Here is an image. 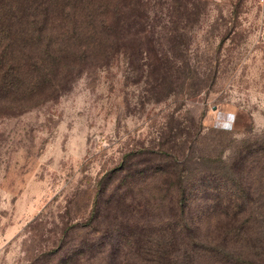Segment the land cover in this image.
<instances>
[{"label":"rangeland","instance_id":"1","mask_svg":"<svg viewBox=\"0 0 264 264\" xmlns=\"http://www.w3.org/2000/svg\"><path fill=\"white\" fill-rule=\"evenodd\" d=\"M143 2L150 7L148 22L160 39L147 36L148 41L142 34L141 45L147 48L143 54L162 49L172 65L187 64L198 71L206 87L156 101L146 94V84L153 78L168 81V73L149 75L145 69L142 75L130 69L120 53L109 60L108 69L96 62L99 68L83 71L56 99L0 117V264H30L41 251L57 250L72 238L81 241L85 231L75 232L73 226L90 223L97 181L122 161L143 181L129 190L150 204L160 198L168 204L177 191V184L168 186V178H180L193 201L184 223L209 243L223 235L216 230L218 217L225 224L220 209L232 207L228 194L234 187L231 181L222 182L216 194L209 191L210 198L203 201L199 197L206 181L199 179L218 166L221 176L231 177L228 167L239 156L252 163L264 161V0H188L182 19L186 29L176 27L174 43L167 41L175 29L174 1ZM160 10L157 21L154 15ZM174 45L175 51L170 50ZM147 55L140 61L143 68L145 61L151 64ZM163 65L168 66V57ZM248 144L252 147L246 150ZM136 161L144 162L135 167ZM116 175L110 189L120 179L121 174ZM242 175L252 199L242 205L252 213V246L241 249L229 243L227 250L213 254L195 249L193 264H227L226 256L264 264V167L253 165ZM239 192L238 205L246 194ZM111 194L115 204L117 190L104 201L112 199ZM165 213L159 206L148 208L155 222L150 228L164 227L159 217ZM110 214L115 216L113 210ZM97 233L92 237L102 231ZM177 244L180 251L171 255L173 262L182 254ZM98 260L91 264H103ZM133 261L139 263L136 256Z\"/></svg>","mask_w":264,"mask_h":264},{"label":"trees","instance_id":"2","mask_svg":"<svg viewBox=\"0 0 264 264\" xmlns=\"http://www.w3.org/2000/svg\"><path fill=\"white\" fill-rule=\"evenodd\" d=\"M173 1L172 10L176 13L171 22L175 29L171 32L173 36L168 33V43H174L177 26L179 30L186 29L182 19L188 0ZM149 11L150 7L143 0H0V117H10L56 99L83 71L99 68L98 63L108 69L109 60L120 53L133 66L130 69L142 75L146 70L149 75L161 77L168 73V81L153 78L146 84V94L155 97L156 101L167 95L194 94L206 87L198 71L187 64L172 65L169 53L167 56L162 49H149L143 54L147 48L141 45L142 34L148 41L149 37L160 41L159 36L155 37V27L148 22ZM159 12V15H154L157 21L162 18V11ZM174 48L175 45L169 49L175 51ZM146 55L151 64L147 60L146 68H143L140 61ZM167 57L168 66H165L163 63ZM138 63L139 66H136ZM260 146L264 148L262 141ZM251 147L248 144L245 149ZM143 162L136 161L133 165L137 167ZM253 165L264 167V161L252 163L246 161V156H239L228 167L231 177L226 174L221 176L218 171L222 167L218 166L212 169L211 174L199 179L206 181L204 192L199 197L203 201L210 198L207 196L209 191L216 194L222 182L225 185L231 181L234 187L233 192L228 194L232 207L220 209L225 224L218 217L216 230L223 235L218 234L209 243H204L194 232L196 228L193 230L184 223L186 208L193 201H189V192L180 178H168L169 187L177 184V191L170 195L168 204L161 198L150 204L129 190L140 180L132 176L131 165L122 161L119 167L107 171L97 181L93 208L88 215L90 223L71 227L75 232L85 231L82 235L85 237L81 241L78 238L64 241L57 246V250L41 251L30 264H81L86 261L91 264L97 259L103 264H193L195 249H208L213 254L227 250L229 243H237L241 249L250 247L253 225L249 219L252 213L242 205L252 199L249 198L242 171L245 168L249 171ZM116 173L121 174L120 179L110 189L112 181L118 177ZM239 189L246 192L240 205L237 204L241 199ZM116 190L120 194L115 204H112L113 194L112 199L108 197L104 201L108 193ZM194 193L197 194V189ZM216 197H212V201L215 202ZM205 205L210 207V203ZM158 206L166 209V217H159L160 222L165 221V226L153 230L150 227L155 222L149 216L148 208L157 209ZM110 210L115 216L110 214ZM99 218L102 220L97 221ZM100 231L102 233L98 238L92 237ZM215 239H219L218 244L214 243ZM196 240L200 245L194 242ZM178 242L182 245V254L173 262L171 255L180 251L176 246ZM201 245L214 247L202 248ZM135 256L139 263H134ZM224 260L227 264H258L242 258L234 261L227 256Z\"/></svg>","mask_w":264,"mask_h":264}]
</instances>
